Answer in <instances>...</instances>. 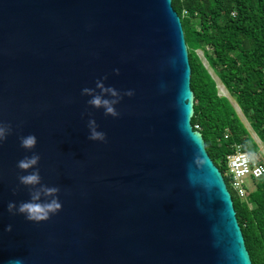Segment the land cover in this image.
<instances>
[{
    "label": "water",
    "instance_id": "1",
    "mask_svg": "<svg viewBox=\"0 0 264 264\" xmlns=\"http://www.w3.org/2000/svg\"><path fill=\"white\" fill-rule=\"evenodd\" d=\"M104 76L134 91L117 118L81 95ZM191 82L173 0H0V121L12 126L0 144V264H253L193 127ZM89 119L106 142L88 139ZM29 134L62 204L38 223L7 208L30 200L17 167Z\"/></svg>",
    "mask_w": 264,
    "mask_h": 264
},
{
    "label": "trees",
    "instance_id": "2",
    "mask_svg": "<svg viewBox=\"0 0 264 264\" xmlns=\"http://www.w3.org/2000/svg\"><path fill=\"white\" fill-rule=\"evenodd\" d=\"M173 6L182 18L192 66V124L199 127L210 157L225 175L236 146L254 157L259 145L230 100L220 96L197 51L204 52L264 143V0H173ZM225 179L252 262L264 264V176L253 180L247 199L238 197L230 178Z\"/></svg>",
    "mask_w": 264,
    "mask_h": 264
},
{
    "label": "clouds",
    "instance_id": "3",
    "mask_svg": "<svg viewBox=\"0 0 264 264\" xmlns=\"http://www.w3.org/2000/svg\"><path fill=\"white\" fill-rule=\"evenodd\" d=\"M114 72L119 75V69H114ZM108 77L104 76L97 79L95 88L85 87L81 90V95L89 96L91 99L87 103L96 108L104 109L106 116L113 118L119 117L120 113L117 111L115 105L119 104L123 96H133L134 91L128 90L121 94L116 88L106 86L104 81ZM99 89V92L96 91ZM111 97V99L105 97ZM89 136L91 141L106 142V133L98 131V124L95 119L88 120ZM12 134L11 124H6L0 121V144H2L9 135ZM37 145V138L35 135L29 134L20 137V146L28 151L35 149ZM41 157L38 153L32 151L31 156H25L17 162V167L22 172H28L27 175H19V184L29 189L30 200L22 201L17 205L15 202L8 203V212L16 215L23 214L28 221L42 222L50 219L52 215L57 214L62 209V204L59 202L60 188L56 186H47L42 183L39 161ZM31 170V171H29ZM43 198V199H42ZM50 198V199H49ZM6 231H12V225H8ZM9 264H21L19 260L9 261Z\"/></svg>",
    "mask_w": 264,
    "mask_h": 264
},
{
    "label": "built area",
    "instance_id": "4",
    "mask_svg": "<svg viewBox=\"0 0 264 264\" xmlns=\"http://www.w3.org/2000/svg\"><path fill=\"white\" fill-rule=\"evenodd\" d=\"M195 130H199L195 126ZM230 178L231 188L241 199L248 198V192L252 189L246 182L245 178L253 180L260 179L264 176V162L256 160L254 157L243 151L242 146H236V151L228 157V171L224 177Z\"/></svg>",
    "mask_w": 264,
    "mask_h": 264
},
{
    "label": "rangeland",
    "instance_id": "5",
    "mask_svg": "<svg viewBox=\"0 0 264 264\" xmlns=\"http://www.w3.org/2000/svg\"><path fill=\"white\" fill-rule=\"evenodd\" d=\"M198 56L200 57L201 61L203 62L204 66L208 69L209 73L211 74V76L214 78V80L216 81L217 85H218V90H219V94L222 97H226L230 100V102L232 103V105L234 106V108L236 109L239 117L241 118L242 122L245 124L246 128L248 129V131L250 132L252 138L255 140V142L259 145V152L254 156L256 160H261L264 162V143L261 142V140L258 138V136L256 135V133L253 131L249 120L245 117V115L242 113L239 105L237 104L235 98L233 96H231V94L228 92V90L223 86V84L220 82L218 76L216 75V73L213 71V69L210 67L209 63L207 62V60L204 57V52L202 50L197 51ZM245 182L246 184L250 187L253 188V183L251 181V179L249 177L245 178ZM229 187V186H228ZM231 191V189H230ZM231 193L233 194V192L231 191Z\"/></svg>",
    "mask_w": 264,
    "mask_h": 264
}]
</instances>
